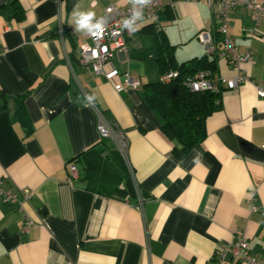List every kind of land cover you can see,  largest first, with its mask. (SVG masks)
I'll return each mask as SVG.
<instances>
[{
  "label": "crops",
  "instance_id": "0c3cea01",
  "mask_svg": "<svg viewBox=\"0 0 264 264\" xmlns=\"http://www.w3.org/2000/svg\"><path fill=\"white\" fill-rule=\"evenodd\" d=\"M129 2L0 0V94L8 97L0 109L1 187L33 191L22 204L0 198V264H209L219 245L241 238L264 258V99L255 87L264 82V19L255 24L245 8L230 13L235 46L252 52L250 81L222 91L204 139L179 158L145 99L144 85L159 80L150 22L138 21L126 50L111 56L140 86L117 92L118 79L78 62L88 40L74 6L96 19ZM212 11L186 0L163 8L161 28L179 64L205 54L197 33L213 30ZM217 64L219 76L235 74L225 59ZM94 107L125 133L132 195H102L80 180L84 154L101 140ZM72 160L78 177L69 181ZM23 212L34 221L27 234ZM225 264L245 263L227 255Z\"/></svg>",
  "mask_w": 264,
  "mask_h": 264
},
{
  "label": "built area",
  "instance_id": "2783aa9c",
  "mask_svg": "<svg viewBox=\"0 0 264 264\" xmlns=\"http://www.w3.org/2000/svg\"><path fill=\"white\" fill-rule=\"evenodd\" d=\"M179 0H152L151 4L144 9L143 21H148L157 29L161 26L160 14L167 5H172ZM197 3H205L213 8V22L217 26V32L220 35V41L215 42L212 30L205 28L197 33L198 41L203 45L206 53L217 54L218 58L225 59L228 65L235 70L232 77H221L218 74L210 75L208 72H198L189 79L187 85L190 90L210 91L213 93L222 92L224 89L236 90L244 82L250 81V74L247 66L253 63L252 52H240L235 46L231 34L230 13L238 8H245L255 24L264 19V0H186ZM134 5L129 2L124 6L108 5L103 14L93 19L103 21V27L96 31L95 35L85 32L88 42L82 44L79 48L78 62L82 66L90 67L93 72L102 74L108 81L118 79L115 90L121 92L127 88H136L141 85L140 80L129 72H120L111 64L112 52L115 50L125 51L128 38L133 34L123 27V21L130 18L133 13ZM138 22V21H137ZM65 28L62 25L58 27V33L63 34ZM219 44V46H217ZM176 73L168 71L160 75V80L169 81ZM256 94L264 99V82L255 84ZM97 116V131L100 138L111 139L124 159L129 172L131 169L127 161L128 141L125 133L112 125L104 114L94 107ZM69 181L78 177V169L74 161L67 164ZM2 178H0V198L7 203L28 201L33 196L30 189L5 190L1 187ZM23 211V209L20 207ZM252 210L256 208L252 206ZM21 234H27L34 221L23 212ZM238 258L245 264H264V258L254 254L249 248L247 240L238 239L234 243L219 245L209 262V264H225L226 256Z\"/></svg>",
  "mask_w": 264,
  "mask_h": 264
},
{
  "label": "trees",
  "instance_id": "16d2710c",
  "mask_svg": "<svg viewBox=\"0 0 264 264\" xmlns=\"http://www.w3.org/2000/svg\"><path fill=\"white\" fill-rule=\"evenodd\" d=\"M162 14L163 10L161 21ZM151 27L156 32L159 80L144 85L145 99L161 117L162 132L174 142L173 153L182 158L204 139L205 121L220 108L222 93L195 92L190 90L187 82L198 72L217 74L218 57L216 53L211 55L205 51L203 56L179 64L174 54L176 46L168 43L161 26L157 29L151 24ZM212 34L218 43L220 35L215 24ZM168 71L176 74L167 82L160 80V75ZM7 100L8 97L0 94V109L5 107ZM17 114L27 134L30 133L31 126L24 118L22 108ZM80 180L85 189L102 195L123 198L134 192L129 169L115 143L109 138H101L97 146L84 154Z\"/></svg>",
  "mask_w": 264,
  "mask_h": 264
},
{
  "label": "clouds",
  "instance_id": "9594fccd",
  "mask_svg": "<svg viewBox=\"0 0 264 264\" xmlns=\"http://www.w3.org/2000/svg\"><path fill=\"white\" fill-rule=\"evenodd\" d=\"M130 2L134 5L133 13L130 18L124 19L123 27L128 29L129 32H136L140 27V25L137 24V21L143 20L144 9L151 4L152 0H130ZM72 16L77 31H84L95 35L96 31L103 27L102 20H97L95 23L92 22L95 17V13L91 11H81L79 4L74 6ZM87 99L89 101H94L95 98L93 96H88ZM200 160L201 157L199 155L196 163H199Z\"/></svg>",
  "mask_w": 264,
  "mask_h": 264
},
{
  "label": "rangeland",
  "instance_id": "374dc122",
  "mask_svg": "<svg viewBox=\"0 0 264 264\" xmlns=\"http://www.w3.org/2000/svg\"><path fill=\"white\" fill-rule=\"evenodd\" d=\"M200 48H203V50H204V52H205V49H204V47L201 45V47Z\"/></svg>",
  "mask_w": 264,
  "mask_h": 264
}]
</instances>
